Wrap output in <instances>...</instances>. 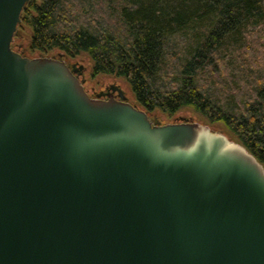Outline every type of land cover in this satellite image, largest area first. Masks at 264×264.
<instances>
[{"label": "water", "instance_id": "obj_1", "mask_svg": "<svg viewBox=\"0 0 264 264\" xmlns=\"http://www.w3.org/2000/svg\"><path fill=\"white\" fill-rule=\"evenodd\" d=\"M29 1L0 0V264H264L256 156L14 50Z\"/></svg>", "mask_w": 264, "mask_h": 264}, {"label": "trees", "instance_id": "obj_2", "mask_svg": "<svg viewBox=\"0 0 264 264\" xmlns=\"http://www.w3.org/2000/svg\"><path fill=\"white\" fill-rule=\"evenodd\" d=\"M12 48L87 55L90 76L125 81L154 123L191 109L264 165V0H30Z\"/></svg>", "mask_w": 264, "mask_h": 264}, {"label": "rangeland", "instance_id": "obj_3", "mask_svg": "<svg viewBox=\"0 0 264 264\" xmlns=\"http://www.w3.org/2000/svg\"><path fill=\"white\" fill-rule=\"evenodd\" d=\"M28 35L29 34L27 31V33H24L23 36L17 38V42L25 41V39L27 38ZM56 54H57V52H54L52 55H56ZM76 59H79L87 67L85 87L90 90L89 91L90 93H93V94L95 93L92 91V87H94L96 90H99V89L103 88L105 85H108L110 83H117V84L121 85V87L123 89H125L127 91V94H129V96H130V90H129L128 84L125 81L111 77L109 75H105V74H98L95 77H91L90 76V69L91 68H90L89 57L87 55H82V56H78ZM156 113H157V116H156L157 121L159 123H169V122H175L178 120L180 121L183 119H187L189 121L202 122L201 120H199L198 114L193 112L191 109L179 110L173 116H168L167 114H165L161 111H156ZM213 127L217 128L216 126H213Z\"/></svg>", "mask_w": 264, "mask_h": 264}, {"label": "flooded vegetation", "instance_id": "obj_4", "mask_svg": "<svg viewBox=\"0 0 264 264\" xmlns=\"http://www.w3.org/2000/svg\"><path fill=\"white\" fill-rule=\"evenodd\" d=\"M85 82H84V87H85ZM117 88H119V86H117L113 83H110L108 85H105L103 88H101L99 90H96L94 87H92V91L95 92L94 93L95 97H96V95L100 94L99 97H102V98H108L110 96H114L116 98H119V91ZM85 89L87 90L88 93H90L89 89H87L86 87H85Z\"/></svg>", "mask_w": 264, "mask_h": 264}]
</instances>
